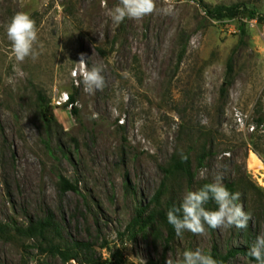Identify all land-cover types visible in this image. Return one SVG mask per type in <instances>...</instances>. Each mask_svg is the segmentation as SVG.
I'll list each match as a JSON object with an SVG mask.
<instances>
[{
  "label": "rangeland",
  "instance_id": "374dc122",
  "mask_svg": "<svg viewBox=\"0 0 264 264\" xmlns=\"http://www.w3.org/2000/svg\"><path fill=\"white\" fill-rule=\"evenodd\" d=\"M200 1L155 0L153 14L117 25L106 12L119 0H0L1 223L51 212L64 240L89 243L104 264H176L186 250L250 249L264 233V0ZM220 7L239 13L207 14ZM18 12L36 22L35 60L18 62L11 51L6 25ZM250 15L254 27L244 22ZM81 54L89 69H103V90L85 92ZM181 154L192 181L169 183L162 207L221 177L252 216L246 229L206 225L203 235L185 231L166 243L154 221L131 228L135 208ZM60 177L78 192L61 193ZM32 243L0 239V264H61ZM227 264L254 263L238 253Z\"/></svg>",
  "mask_w": 264,
  "mask_h": 264
},
{
  "label": "clouds",
  "instance_id": "9594fccd",
  "mask_svg": "<svg viewBox=\"0 0 264 264\" xmlns=\"http://www.w3.org/2000/svg\"><path fill=\"white\" fill-rule=\"evenodd\" d=\"M155 11V0H119L115 7L107 10L106 15L118 25L126 18L142 20ZM6 35L16 61L23 62L29 57L33 60L38 58L39 52L36 51L38 31L36 22L30 15L24 12L16 13L6 25ZM77 64L85 92L103 90L106 84L102 75L103 69L98 66L89 69L83 54ZM182 159L187 157L182 156ZM239 200L240 193L230 192L222 183V178L217 177L214 182L207 183L198 190L188 191L179 206H173L167 211V221L173 226L177 236H182L185 231L203 235L206 225L211 229L223 227L246 229L252 216L238 203ZM209 201L217 205L215 210L205 207ZM249 255L256 264H264V233L256 237L249 249ZM166 264H172V261H166ZM176 264H217V261L210 254L197 249L184 251L182 259Z\"/></svg>",
  "mask_w": 264,
  "mask_h": 264
},
{
  "label": "trees",
  "instance_id": "16d2710c",
  "mask_svg": "<svg viewBox=\"0 0 264 264\" xmlns=\"http://www.w3.org/2000/svg\"><path fill=\"white\" fill-rule=\"evenodd\" d=\"M196 3L203 6L200 0H196ZM216 15L207 11L209 16L216 19L221 18H234L238 15L239 11L236 8H224L220 7L216 11ZM254 17L250 15L249 18ZM241 34H244V28L240 30ZM184 50V48H183ZM182 53H180V56ZM231 58L228 60L226 69L227 73L232 70ZM227 85L229 81H226ZM222 93L224 88L221 89ZM74 99L72 96L67 98L65 103L71 107V113L76 116V108H73ZM42 117L48 123L53 120L50 108L47 106L46 109L41 111ZM182 156H186L187 159H182ZM190 159L188 155L181 154L177 158H172L167 167L163 168V177L153 197L143 207L135 208V217L132 219L131 228H142L148 226L151 222H155L167 231V237L165 242H171L176 236L175 229L167 221L166 213L173 206H179L171 200H167L165 205L162 207L161 201L163 197L168 193V185L177 177L184 178L188 184L192 181V170L190 166ZM211 183L209 181H203L198 186L197 190L203 185ZM61 193L65 192H78L76 183L70 182L67 179L60 177L59 181ZM224 186L232 193L236 192L235 184L232 182H225ZM205 207L209 210H215L217 205L213 201H209ZM148 213L143 216L145 212ZM211 229V228H210ZM0 239H12V240H29L32 246L37 248L40 252L49 253L51 255H57L61 261V264L69 263L74 261L76 264H104L99 258L93 257L91 251L92 248L89 243L81 242L76 240H64L61 235V226L57 223L51 212H48L44 217L35 220H28L26 225H17L15 222L1 223L0 222ZM238 253L245 254L254 264L256 262L249 255V250H243L236 248L227 250L226 253L221 254L215 246L207 253L210 254L216 261L217 264H227L228 261L235 257Z\"/></svg>",
  "mask_w": 264,
  "mask_h": 264
},
{
  "label": "built area",
  "instance_id": "2783aa9c",
  "mask_svg": "<svg viewBox=\"0 0 264 264\" xmlns=\"http://www.w3.org/2000/svg\"><path fill=\"white\" fill-rule=\"evenodd\" d=\"M244 22L249 24L250 27H254L256 25V18H251V19L244 21ZM262 36H264V35H262Z\"/></svg>",
  "mask_w": 264,
  "mask_h": 264
},
{
  "label": "bare ground",
  "instance_id": "6f19581e",
  "mask_svg": "<svg viewBox=\"0 0 264 264\" xmlns=\"http://www.w3.org/2000/svg\"><path fill=\"white\" fill-rule=\"evenodd\" d=\"M254 162V161H253ZM255 165H257V167H259V165L257 164V162L256 163H254ZM261 166V165H260Z\"/></svg>",
  "mask_w": 264,
  "mask_h": 264
}]
</instances>
